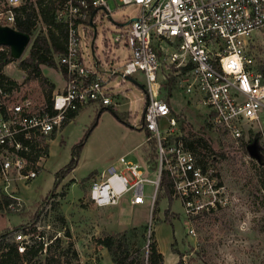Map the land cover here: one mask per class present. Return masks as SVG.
Instances as JSON below:
<instances>
[{
	"label": "built area",
	"instance_id": "1",
	"mask_svg": "<svg viewBox=\"0 0 264 264\" xmlns=\"http://www.w3.org/2000/svg\"><path fill=\"white\" fill-rule=\"evenodd\" d=\"M110 1L64 0L57 7L56 18L66 27L65 51L57 55L64 83L53 90L49 101L35 99L24 89L27 84L5 73L10 61L5 62L15 57L10 45L0 43V180L7 188L13 175L22 180L35 178L45 159L40 139L49 143V137L86 105L117 107L118 93L114 98L110 82L116 77L136 82L140 74L146 93L141 126L147 139L155 143L157 164L119 156L92 178L88 202L114 207L127 196L132 206L150 198L153 207L166 176L172 197L182 202L186 215L224 204L227 200L221 195L225 185L219 171L214 163L199 162L180 135L165 85L168 87L171 78L175 80L184 94L207 108L212 127L237 145L248 124L259 133L264 131V73L248 51L255 30L264 27V0H117L138 6L139 14L123 24L114 38V46L119 48L123 43L127 47L128 58L121 67L106 70L95 55L94 35L95 62L87 60L82 42L87 44L94 34L99 11L111 17ZM23 4L24 0H0V28H16ZM114 58L120 59L119 55ZM36 152L38 159L32 161L30 157ZM146 183L151 185V193L146 192ZM36 228H40L36 222L20 226L11 234V242L20 253L42 246L40 258L43 251L45 255L50 252L49 243L41 240ZM84 250L73 264H103L101 249L92 246Z\"/></svg>",
	"mask_w": 264,
	"mask_h": 264
},
{
	"label": "rangeland",
	"instance_id": "2",
	"mask_svg": "<svg viewBox=\"0 0 264 264\" xmlns=\"http://www.w3.org/2000/svg\"><path fill=\"white\" fill-rule=\"evenodd\" d=\"M43 1L24 0V3L35 13L36 32L45 33L48 27L40 14ZM110 6L111 17L99 11L95 19L94 51L106 70L121 67L128 58L127 47L123 43L119 48L114 46V38L124 28L123 23L139 14V8L134 4L124 5L113 0ZM93 35L92 32L87 44L85 40L82 42L90 62H95L91 46ZM32 39L23 54L12 59L4 70L15 81L27 84L24 89L37 99L45 97L44 87L37 77H29L21 66ZM248 51L253 55L256 67L263 70L264 27L255 30ZM114 55H119L120 59ZM55 61L56 65L42 64L41 68L54 89H60L63 74L57 54ZM135 80L114 78L110 86L114 98L118 93L117 107L86 105L54 132L48 139V151L45 159L40 160L42 165L35 178L22 180L13 175L7 188L0 180V201L5 194L16 200L9 206L12 211L9 212L7 206L0 210V241L11 242L14 230L36 222L40 228L35 232L42 236V241L49 243L48 254L62 255L63 264L75 263V256L92 246L102 250L103 264H114L98 237L119 232L129 234L134 264H137L138 253H143L144 264H147L149 243L153 240L164 254V264H176L179 260L182 264H264V162L260 154L264 131L255 136L258 132L248 124L241 144H235L226 133L212 127L206 115L207 108L184 94L175 80L167 83L168 87L165 85V91L170 90L180 135L186 143L196 138L207 142L208 148L199 146L204 161L201 162L198 155L197 158L201 163H214L225 185L222 199L227 201L216 208L186 215L182 202L172 197L171 185L169 193L161 181L153 207L150 198L144 204L132 206L127 196L119 206L102 209L88 202L92 178L116 162L119 156L125 155L131 162L144 159L153 166L157 164L155 143L147 139L141 126L146 99L143 78L138 74ZM175 89H179V93L175 94ZM182 97L191 99V109L183 108ZM252 135L255 136L253 142L250 141ZM253 144L257 156L248 149ZM76 155V166L54 187L56 174ZM154 175L151 171L150 176ZM151 188L149 183L145 184L147 193L152 192ZM6 230L8 233L1 236ZM48 254L43 251L40 259H45Z\"/></svg>",
	"mask_w": 264,
	"mask_h": 264
},
{
	"label": "trees",
	"instance_id": "3",
	"mask_svg": "<svg viewBox=\"0 0 264 264\" xmlns=\"http://www.w3.org/2000/svg\"><path fill=\"white\" fill-rule=\"evenodd\" d=\"M64 0H45L43 4L41 3L40 14L43 21L47 24V32H36L34 12L32 13L29 10V6L24 3L20 7V14L17 16L15 27L22 32L29 33L33 37L32 44L29 49V53L21 61L22 69L28 74L29 77H37L43 88V95L46 100L49 101L52 96V92L55 88L54 84L51 83L48 78L42 73V64L49 66L56 65L55 54H60L65 51L66 44V27L62 21H58L55 15V11L60 3ZM12 58L7 59L5 63L11 61ZM264 72L263 70H261ZM172 79L170 83H172ZM111 109V108H110ZM114 110V109H113ZM77 114V113H76ZM76 114L72 115L74 117ZM260 136V133H256L255 136ZM52 136V135H51ZM50 136V137H51ZM251 136L250 141L255 140V136ZM39 142L44 143V154H47L48 151V142L45 139H40ZM36 143V144H38ZM188 143V146L198 155L199 160L204 161L199 149L200 144H202L203 149L208 148L207 142H203L201 138L191 139ZM36 144L32 145L33 149H36ZM260 154L264 162V145L260 147ZM38 152L30 157L32 161L38 159ZM78 156L76 155L71 163L67 167L63 168L56 174V181L54 187H56L68 170H72L77 163ZM205 162H203L204 164ZM264 164V163H263ZM165 185L166 189L171 191L170 184L166 176L162 177V183ZM1 200V199H0ZM16 202L15 199L8 195H4L3 201H0V210L7 206L8 211L10 209L9 204ZM36 219V217H35ZM9 230H6L2 233L1 236H5ZM127 232L107 234L98 237V241L104 245L112 258L114 264H134V258H132L133 252L130 247L131 243L129 242ZM42 246H33L28 248L24 253H20L14 242L0 241V264H62V259L64 257L60 255L49 254L45 259H40L38 257L39 251ZM145 258L143 253H138L137 264H144ZM147 264H164V254L158 249L157 241L153 240L149 243V251L147 254ZM176 264H182L179 260Z\"/></svg>",
	"mask_w": 264,
	"mask_h": 264
},
{
	"label": "water",
	"instance_id": "4",
	"mask_svg": "<svg viewBox=\"0 0 264 264\" xmlns=\"http://www.w3.org/2000/svg\"><path fill=\"white\" fill-rule=\"evenodd\" d=\"M128 23L129 21H126L123 24L126 25ZM93 28H94V40H95L97 36V27L93 25ZM30 40H31V35L29 33H25L19 31L16 28H11V27L0 28V43L10 45L12 49V55L15 58H19L23 54ZM248 149L252 155L254 156L259 155L254 144L250 145Z\"/></svg>",
	"mask_w": 264,
	"mask_h": 264
},
{
	"label": "crops",
	"instance_id": "5",
	"mask_svg": "<svg viewBox=\"0 0 264 264\" xmlns=\"http://www.w3.org/2000/svg\"><path fill=\"white\" fill-rule=\"evenodd\" d=\"M25 51V50H24ZM63 80V83H64V78L62 79ZM177 91H180L179 89H175L173 92L176 94V93H179V92H177ZM174 93H173V96H174ZM175 98V97H174ZM182 99H183V101H184V103H185V105H183V106H185V107H183V108H186V110H189V109H191L192 108V103H191V101L189 100V99H185V97H182ZM174 108V107H173ZM182 108V109H183ZM194 108V107H193ZM174 110H175V108H174ZM146 135H147V132H146ZM118 159V158H117ZM119 206V205H118ZM136 206V205H135ZM94 207H97V206H94ZM97 208H99V209H102L103 207H97Z\"/></svg>",
	"mask_w": 264,
	"mask_h": 264
}]
</instances>
